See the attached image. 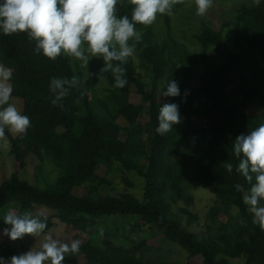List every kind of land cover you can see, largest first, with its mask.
I'll list each match as a JSON object with an SVG mask.
<instances>
[{
	"label": "trees",
	"instance_id": "16d2710c",
	"mask_svg": "<svg viewBox=\"0 0 264 264\" xmlns=\"http://www.w3.org/2000/svg\"><path fill=\"white\" fill-rule=\"evenodd\" d=\"M184 3L176 4L173 14ZM133 7L129 0H118L116 14L130 18ZM234 15V22L220 27L200 21L192 33L199 50L177 34L169 15H161L163 38L153 26L137 24L142 40L136 44V59L122 65L128 81L122 89L115 87L111 72L100 78L104 66L98 69L101 87L80 62L63 53L48 59L36 53L35 41L26 33L5 35L0 30V65L12 69V98L22 101L21 112L31 120L23 138L5 130L14 164L4 161L1 167L0 231L11 227L4 222L9 209L43 212L48 217L45 233L63 225L79 240L96 234L106 219L137 217L153 237L129 250L114 245L105 230L101 244L82 241L80 252L73 254L77 263L154 264L139 256L164 240L203 264H264V230L253 224L243 203L250 185L237 172L242 157L233 150L237 137L264 123V0L259 6L246 0ZM74 75L79 88L70 90L62 107L53 105L51 79ZM171 80L178 82L181 95L167 99L162 93ZM165 103L179 105L181 123L161 136L157 117ZM22 148L41 153L39 160L28 155L35 173L25 179L17 167ZM47 165L56 172L54 178L44 173ZM117 168L135 175L140 185L123 176L134 192L100 194V185H111ZM236 184L244 191H237ZM190 187L209 189L215 196L207 214L212 226L205 234L189 227L196 220L189 210L194 202ZM260 203L264 206V200ZM70 255L63 264H72Z\"/></svg>",
	"mask_w": 264,
	"mask_h": 264
},
{
	"label": "clouds",
	"instance_id": "9594fccd",
	"mask_svg": "<svg viewBox=\"0 0 264 264\" xmlns=\"http://www.w3.org/2000/svg\"><path fill=\"white\" fill-rule=\"evenodd\" d=\"M184 0H130L133 9L131 17H118L116 6L118 0H3L0 4V30L5 35L26 33L35 41V51L55 60L63 55L81 62L82 68H88L90 58L102 57L105 66L100 69V78L104 73L114 77L115 87L124 88L128 81L126 69L122 67L128 58L134 57L136 44L142 40V32L136 25L150 26L158 15L173 14V7ZM259 6L261 0H252ZM214 0H195L198 16H205L213 7ZM133 41V43H130ZM117 62V63H113ZM13 76L11 68L0 65V145L7 146L5 129L21 138L27 135L31 120L22 114L15 103H12ZM77 76L69 78L53 77L49 84L54 94L53 105L63 106L62 101L70 90L79 88ZM165 97L181 95L178 82L171 80L167 84ZM187 93H185L186 97ZM156 132L161 136L172 131L181 123L179 105L165 103L159 109ZM234 153L240 159L239 172L250 185L243 196V203L253 214V224L264 230V123H260L247 135L236 138ZM226 170L231 173L233 165L227 164ZM237 191H244L241 184H236ZM43 217V218H41ZM47 215L43 212L33 214L31 211L17 212L9 209L4 222L10 228L4 229V235L11 240L22 239L25 235L36 238L45 233ZM82 241L73 240L70 244L61 242L52 234L44 236L38 247L21 255H14L10 261L0 257V264H63L69 254H78Z\"/></svg>",
	"mask_w": 264,
	"mask_h": 264
},
{
	"label": "rangeland",
	"instance_id": "374dc122",
	"mask_svg": "<svg viewBox=\"0 0 264 264\" xmlns=\"http://www.w3.org/2000/svg\"><path fill=\"white\" fill-rule=\"evenodd\" d=\"M245 1L246 0H214L213 7L209 9L208 13L205 16L201 17L196 14L197 8L195 5V0H185L184 6L181 11L172 14L171 20L174 23V28L177 34L182 37L185 36L186 43L188 45H191L193 49L199 50L198 44L193 42L192 40V33L194 29L201 24L200 21L210 22L215 27H220L224 21H227L229 23L234 22L235 10ZM150 26H153L157 34H160L159 37L162 36L163 38L166 36V29L163 25L161 15H158L156 21ZM229 44L234 48V44L230 40ZM136 54L137 53L135 52L132 59H136ZM102 66H105V61L102 57H92L90 58L88 68L84 69L91 78L98 79V69H100V67ZM235 78L236 84L241 85L242 80L238 79L237 76H235ZM103 85L104 84L100 79L98 86L103 87ZM165 98L169 99L168 97ZM11 102L15 103L17 107L22 111L21 100L12 98ZM143 121L145 122L146 119H143ZM5 130L7 131L8 129L6 128ZM22 150L23 151L18 156L19 160H17V167L19 164L20 177L22 179H25L35 173V165L32 161L29 160V158H27L28 155L33 154L36 156L37 160H39L41 158V153L33 149L22 148ZM13 153L14 151L9 141L6 147L0 145V184L3 181L4 175V173L1 171V167L4 166V161H7L9 164H14ZM187 165L190 166V163L188 162ZM5 168L8 169L6 166ZM23 168L27 170V173H24ZM43 171L45 174L50 173V178H54L56 176V172L52 171L51 167L48 165L43 168ZM123 176L128 177L132 182L135 183V185H140L141 181L135 175H132L130 173H123L120 168H117L113 175V183L111 185H100L99 193L112 196H120L127 191L134 192L133 189L128 188L124 184L122 180ZM188 192L194 197V202L191 206H189V210L196 217V220L191 222V224H189V227H191V229L196 232L205 234L207 232V228L209 226H212L207 217V214L209 209L215 203V196L209 189L203 188L190 187L188 188ZM88 193H90V191ZM15 210L19 212L18 209ZM234 212H236V209L234 210ZM176 213L177 215L179 214L178 211H176ZM187 220V217L183 216V221L185 224H187ZM139 222L140 221L137 217H116L113 219H106L97 225V227L95 228L96 234H94L93 236L88 235L82 237L80 238V240L84 241L88 238L96 244H101L100 239L102 238L103 232L107 230L111 235L110 238L114 245L124 246L125 248L131 250L133 244L138 243L146 238H151L155 235V233L152 232L149 227H140ZM47 234H52L54 238H57L61 242L69 244L76 239L74 231L70 228H66L63 225H57L38 238L32 235H25L22 239H17L15 241L11 240L10 237L4 235L3 229L2 231H0V257H3L5 260L10 261L11 257L14 255L18 256L26 253L34 247H38L39 244L43 242L44 236ZM160 241L161 243L159 242L160 245L158 247L153 248L152 251L145 252L144 255L139 256V258L150 261L154 264L160 262H166L168 264H203V260L201 258H190L188 253L184 249H181L174 244L168 243L167 241ZM69 261L72 264H78L75 255L73 254L70 255ZM232 261L234 263L243 262L242 260Z\"/></svg>",
	"mask_w": 264,
	"mask_h": 264
}]
</instances>
